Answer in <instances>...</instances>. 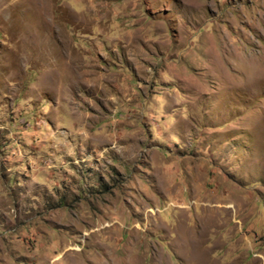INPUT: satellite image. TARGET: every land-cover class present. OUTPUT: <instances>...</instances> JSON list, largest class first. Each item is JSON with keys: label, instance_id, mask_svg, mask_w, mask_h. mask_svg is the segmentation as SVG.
<instances>
[{"label": "rangeland", "instance_id": "obj_1", "mask_svg": "<svg viewBox=\"0 0 264 264\" xmlns=\"http://www.w3.org/2000/svg\"><path fill=\"white\" fill-rule=\"evenodd\" d=\"M0 264H264V0H0Z\"/></svg>", "mask_w": 264, "mask_h": 264}]
</instances>
